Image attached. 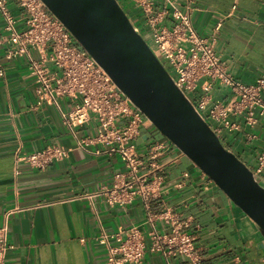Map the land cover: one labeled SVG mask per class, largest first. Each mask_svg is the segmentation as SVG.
I'll use <instances>...</instances> for the list:
<instances>
[{
    "label": "crops",
    "instance_id": "obj_1",
    "mask_svg": "<svg viewBox=\"0 0 264 264\" xmlns=\"http://www.w3.org/2000/svg\"><path fill=\"white\" fill-rule=\"evenodd\" d=\"M182 7L193 5L192 23L201 36L209 35L217 22L221 28L216 52L227 70L238 80L253 84L264 77V0H179ZM19 28L25 11L14 0H7ZM235 9H232L233 5ZM142 26L139 17L134 16ZM169 18L166 24L171 25ZM0 26L2 19L0 17ZM0 49V225H7L13 247L5 264H107V253L95 237L141 225L146 213L137 198L125 205H109L103 197H87L112 184L113 174L123 169L116 153L100 152L105 147L90 143L78 145L82 137L97 134L92 118L77 127L73 135L63 123L56 105L33 109L35 78L27 59L8 60ZM201 93V91H198ZM234 93L217 86L213 101H227ZM60 107L68 111L73 101L60 97ZM241 129L226 132L223 141L249 167L264 146V122L254 128L238 117ZM128 118L121 120L126 123ZM250 133L256 137H250ZM163 142L166 150L159 158L158 185L151 200L152 210L178 212L189 220L188 230L196 235L195 244L204 264H264V242L256 226L199 167L144 119L136 138L139 150ZM58 144L68 149L64 159L45 169L33 168L21 157ZM146 170V169H144ZM188 173V175H185ZM264 177V174H263ZM161 230L168 228L157 222ZM188 264L183 255L146 251L143 264Z\"/></svg>",
    "mask_w": 264,
    "mask_h": 264
},
{
    "label": "built area",
    "instance_id": "obj_2",
    "mask_svg": "<svg viewBox=\"0 0 264 264\" xmlns=\"http://www.w3.org/2000/svg\"><path fill=\"white\" fill-rule=\"evenodd\" d=\"M14 1L25 11L24 26L18 27L7 0H0V49H4L8 60L27 59L35 78L36 99L32 108L56 105L73 135L77 127L94 118L98 123L97 134L80 138L78 145L99 143L105 148L97 150L98 153H116L123 163V169L113 174L110 186L87 197H103L111 206H122L139 198L145 207L146 216L141 223L147 226L145 232L141 225H133L128 229L102 231L95 237L106 250L107 264H143L146 251L165 256L179 254L188 257V264H204L202 252L195 244L196 235L188 230L189 220H183L180 213L169 209L159 213L152 210L151 200L158 196L153 190L158 185L156 172L161 169L158 160L166 145L155 142L139 150L136 138L147 118L42 0ZM117 1L178 87L222 140L226 132L241 129L238 117L242 116L250 129L259 121L264 122V77L246 84L227 70L215 48L220 21L209 35L201 36L193 26L194 7L190 3L182 7L179 0ZM235 8L234 4L232 9ZM134 16L141 19L142 26L136 24ZM169 18L173 20L171 25L166 24ZM0 75H3L2 69ZM217 86H226L234 96L227 101H213ZM63 96L73 101L68 111L60 107L59 99ZM124 118H128L126 123L121 122ZM249 135L256 137L253 133ZM67 155V148L53 144L21 159L33 168L45 169ZM251 169L263 176L264 146ZM158 221L168 231L161 230ZM12 247L7 225H0V264H5Z\"/></svg>",
    "mask_w": 264,
    "mask_h": 264
},
{
    "label": "water",
    "instance_id": "obj_3",
    "mask_svg": "<svg viewBox=\"0 0 264 264\" xmlns=\"http://www.w3.org/2000/svg\"><path fill=\"white\" fill-rule=\"evenodd\" d=\"M156 129L225 193L264 242V177L195 108L117 0H42Z\"/></svg>",
    "mask_w": 264,
    "mask_h": 264
},
{
    "label": "trees",
    "instance_id": "obj_4",
    "mask_svg": "<svg viewBox=\"0 0 264 264\" xmlns=\"http://www.w3.org/2000/svg\"><path fill=\"white\" fill-rule=\"evenodd\" d=\"M125 12H126V10H125ZM127 13V12H126Z\"/></svg>",
    "mask_w": 264,
    "mask_h": 264
}]
</instances>
